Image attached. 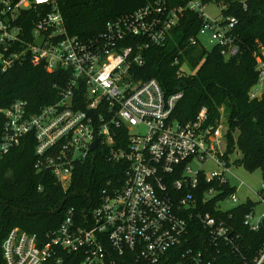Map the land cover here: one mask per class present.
<instances>
[{"label": "built area", "instance_id": "built-area-1", "mask_svg": "<svg viewBox=\"0 0 264 264\" xmlns=\"http://www.w3.org/2000/svg\"><path fill=\"white\" fill-rule=\"evenodd\" d=\"M60 1L0 0L2 68L28 58L47 71L67 73L58 98L37 111L31 112L25 100L1 109L0 155L29 137L35 169L49 171L64 188L75 167L97 150L124 164L123 176L108 178L89 203L65 207L59 223L42 238L12 227L1 243L4 264H62L68 253L73 264H212V251L221 242L236 246L222 219L196 209L197 196L202 204L213 199L219 210L231 207H221V201L237 200L236 186L221 196V183L234 185L221 156L222 117L206 121L202 106L194 119L178 121L171 112L182 92L166 95L155 77L136 73L144 62L142 48L163 42L183 8L203 16L197 36L207 34L225 56L237 50L231 34L236 17H210L201 0L174 7L158 0L114 18L96 37L84 40L67 31ZM30 9L36 18L26 30L19 20ZM128 36L142 41L123 43ZM256 67L258 87H251L249 96L259 98L264 62ZM207 160L224 169L207 174L203 165L188 163ZM263 217L253 219L249 211L244 223L255 229ZM195 218L207 228V239L188 236ZM250 264H264V240Z\"/></svg>", "mask_w": 264, "mask_h": 264}, {"label": "trees", "instance_id": "trees-1", "mask_svg": "<svg viewBox=\"0 0 264 264\" xmlns=\"http://www.w3.org/2000/svg\"><path fill=\"white\" fill-rule=\"evenodd\" d=\"M156 1L61 0L60 9L67 31L87 40L104 31L114 18ZM163 1L174 7L184 6L188 0ZM201 1L219 4V15L223 18L236 17L231 34L237 50L225 56L219 43L206 47L197 36L203 16L186 7L163 42L142 48L144 62L138 66L136 76L155 77L166 95L182 92L171 112L182 123L194 119L202 106L210 123L217 121L223 112L228 126L222 155L226 165H242L248 170L259 168L264 181V92L259 98L249 96L258 76L256 65L258 61L264 62V0ZM24 18L19 22L28 30L36 18L35 10L30 9ZM141 41L139 37L128 36L122 42L135 46ZM66 79L64 69L47 71L28 58L5 69L0 63V135L5 120L1 109L15 100H25L31 112L37 111L58 98V90ZM235 149L239 155L230 160L229 154ZM33 150V139L23 137L19 144L0 155V264H4L1 243L12 227L42 238L45 231L59 223L65 207L89 203L108 178L123 176L124 164L105 159L97 150L75 167L64 188L49 171L35 169ZM220 187L221 196L235 190V185L227 182ZM185 192L184 189L182 193ZM259 194L264 198V189L260 188ZM196 202V209L208 210L222 219L234 236L236 246L221 242L219 249L212 251V264L252 263L264 240V217L252 229L244 223V215L256 201L247 198L226 210L215 209L213 199L202 204L197 196ZM189 227L188 236L195 241H199V235L207 239V228L201 221L195 218ZM71 257L68 253L62 264H73L68 261Z\"/></svg>", "mask_w": 264, "mask_h": 264}, {"label": "rangeland", "instance_id": "rangeland-1", "mask_svg": "<svg viewBox=\"0 0 264 264\" xmlns=\"http://www.w3.org/2000/svg\"><path fill=\"white\" fill-rule=\"evenodd\" d=\"M221 6L214 2H209L204 5V12L208 16H215L219 14ZM201 41L203 44L206 45V47H209L212 42L209 41V36L207 34H203L201 37ZM183 67H186V70L188 71L189 68L184 64ZM253 88L258 87L257 79L254 82V84L251 86ZM264 89L261 90V92ZM261 92L257 95L260 97ZM222 110V109H221ZM222 117V123L223 127H225L223 131V137H222V154L226 148L225 140H226V132H227V122L225 118V114L221 112ZM236 133V132H235ZM239 155V151L235 149L232 153L229 154L230 160L233 157H236ZM192 168H198L203 165L205 173L209 174L211 171H222L224 169L223 166H218L213 163L211 160H207L204 163L201 161H193L188 162ZM229 171H225L226 177L229 179V182L234 184L236 186V195L237 200H224L221 201V207L227 208L230 206H233L237 203H240L242 201H245L247 198L252 199L253 201H256V204L253 206V209L251 210V213L253 214V219L259 218L262 213H264V198L261 199L260 194L258 193L259 189L262 187L264 181L262 180L260 169L256 168L254 170H248L244 168L242 165L232 164L230 167H228Z\"/></svg>", "mask_w": 264, "mask_h": 264}, {"label": "water", "instance_id": "water-1", "mask_svg": "<svg viewBox=\"0 0 264 264\" xmlns=\"http://www.w3.org/2000/svg\"><path fill=\"white\" fill-rule=\"evenodd\" d=\"M96 145V140L93 141L92 145H91V148H94Z\"/></svg>", "mask_w": 264, "mask_h": 264}]
</instances>
